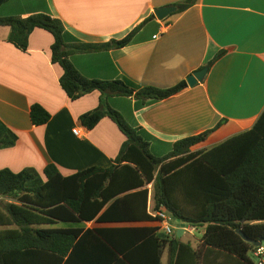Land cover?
<instances>
[{
	"label": "trees",
	"instance_id": "trees-1",
	"mask_svg": "<svg viewBox=\"0 0 264 264\" xmlns=\"http://www.w3.org/2000/svg\"><path fill=\"white\" fill-rule=\"evenodd\" d=\"M9 0H0V6ZM197 0L174 7L183 12ZM151 19L128 37L101 44L67 45L61 20L50 15L0 17L9 27V43L29 49L37 29L50 33L52 63L63 74L60 86L72 101L100 93L95 110L81 117L93 130L105 118L126 137L108 168L94 166L63 176L55 164L43 173L35 169L0 170V264H264L253 241L264 240V111L252 129L211 149L210 137L227 123L177 141L172 151L155 156L141 128L131 127L106 102L107 97H134L143 104L170 99L188 88L187 81L169 89L141 87L128 80L99 81L84 77L70 57L122 49ZM227 54L220 51L209 69ZM33 126L47 125L49 111L41 104L30 109ZM18 135L0 119V149L14 147ZM167 212L195 229H204L198 246L159 233ZM96 227L85 228L94 223ZM179 223V225H181ZM65 225V226H61Z\"/></svg>",
	"mask_w": 264,
	"mask_h": 264
},
{
	"label": "crops",
	"instance_id": "crops-1",
	"mask_svg": "<svg viewBox=\"0 0 264 264\" xmlns=\"http://www.w3.org/2000/svg\"><path fill=\"white\" fill-rule=\"evenodd\" d=\"M184 1L9 0L0 6V17L50 15L64 24L66 44L74 45L125 39L153 16L122 49L70 57L74 67L92 80H128L141 87L169 89L226 51L204 81L170 99L143 104L134 97L106 96L108 105L131 127L142 129L152 153L164 157L177 141L226 120L207 142V147L217 146L252 129L264 111V0H197L164 20L156 17L157 9ZM9 35L10 28L0 26V119L19 141L0 149V170L32 168L43 173L55 164L68 177L113 165L126 141L124 134L108 118L93 130L81 122L84 114L99 107L102 95L92 93L77 101L68 97L60 86L63 70L51 60L50 33L34 31L26 52L9 43ZM34 104L51 114L47 125L33 126ZM165 258L167 254L164 264Z\"/></svg>",
	"mask_w": 264,
	"mask_h": 264
},
{
	"label": "water",
	"instance_id": "water-1",
	"mask_svg": "<svg viewBox=\"0 0 264 264\" xmlns=\"http://www.w3.org/2000/svg\"><path fill=\"white\" fill-rule=\"evenodd\" d=\"M177 10L176 7L174 6H169V7H165V8H160L157 9L155 11V15L159 20H164L166 17H168L170 14L175 13ZM209 72V68L205 67L202 70H199L197 72H195L193 75L189 76L187 78V84L189 87H194L196 86L199 82L204 81V79L206 78L207 74ZM178 223H180V221H178ZM181 225V230H178L177 232V237L179 239L182 238L183 233H184V229L186 227H189L188 225L184 224V223H180ZM237 233L239 235H241L246 241L254 243L257 247H260L262 245H264V240H260V241H253L250 240L249 238L246 237V235L244 234V232L242 230H238Z\"/></svg>",
	"mask_w": 264,
	"mask_h": 264
},
{
	"label": "built area",
	"instance_id": "built-area-1",
	"mask_svg": "<svg viewBox=\"0 0 264 264\" xmlns=\"http://www.w3.org/2000/svg\"><path fill=\"white\" fill-rule=\"evenodd\" d=\"M74 133L76 135H79L78 130H74ZM154 217L159 218V222H158V227L160 228V230H162L166 235L168 236H175L178 232V230H181V226L178 230H176L172 223L174 222V218L169 215L167 212H159L157 214L154 215ZM187 229V228H185ZM184 229V230H185ZM260 249L258 250V252L256 253V256H264V245L259 247ZM264 261V259H263Z\"/></svg>",
	"mask_w": 264,
	"mask_h": 264
},
{
	"label": "rangeland",
	"instance_id": "rangeland-1",
	"mask_svg": "<svg viewBox=\"0 0 264 264\" xmlns=\"http://www.w3.org/2000/svg\"><path fill=\"white\" fill-rule=\"evenodd\" d=\"M208 145V144H207ZM206 145V147H207ZM213 146H209L207 147L208 149L211 148ZM173 227L178 230L180 228V225L177 221H174L172 223ZM61 226H65V225H61ZM85 228H91L94 227L95 224L94 223H90V224H85L84 225ZM204 232V229H195L189 226V230L186 231V233L184 234V236L182 237V240L185 242H191L192 244H194V246L196 247L198 245V242L200 241V239L202 238V234ZM173 238L176 236H172ZM166 264H167V258H165Z\"/></svg>",
	"mask_w": 264,
	"mask_h": 264
}]
</instances>
